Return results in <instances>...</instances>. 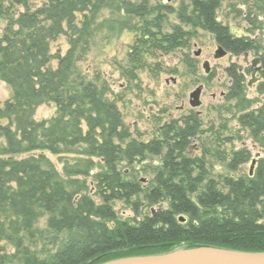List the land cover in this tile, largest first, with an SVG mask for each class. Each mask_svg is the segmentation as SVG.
Masks as SVG:
<instances>
[{"label": "trees", "instance_id": "obj_1", "mask_svg": "<svg viewBox=\"0 0 264 264\" xmlns=\"http://www.w3.org/2000/svg\"><path fill=\"white\" fill-rule=\"evenodd\" d=\"M31 1L10 0L25 9L7 18L0 0V18L6 20L0 36V81L13 93L0 108L5 141L0 150V264H100L196 247L264 252V158L252 176L214 179L202 157L189 156L200 128L195 114L164 126L160 138L131 139L117 106L76 66L86 53L93 21L105 9L123 11L140 24L146 21L140 48L137 43L134 47L140 56L147 47L175 52L202 30L234 56L258 51L264 59L259 40L236 36L218 20L219 9L230 0H190L178 10L144 3L131 7L121 0H46L31 10ZM238 1L246 5L250 0ZM252 2L255 14L264 13V0ZM236 12L252 26L248 34L259 28V15L250 18V8ZM174 14L179 24L163 33L164 21ZM68 32L67 52L52 55L51 42ZM225 71L230 79L227 101H235L238 124L264 149V101L250 109L253 101L246 98L239 66ZM48 103L56 105V115L37 122L36 109ZM79 146L104 161V169L94 175L95 198L87 187L61 178L43 154L70 153ZM148 156L160 159L148 185L124 178L118 169L122 161ZM229 156L224 166L231 173L249 158L244 150ZM135 200L157 209L134 222L120 220L114 203L128 202L139 212ZM42 217L44 229L38 227Z\"/></svg>", "mask_w": 264, "mask_h": 264}, {"label": "rangeland", "instance_id": "obj_2", "mask_svg": "<svg viewBox=\"0 0 264 264\" xmlns=\"http://www.w3.org/2000/svg\"><path fill=\"white\" fill-rule=\"evenodd\" d=\"M121 1L130 3L131 7L144 3L149 6H170L174 10L190 2V0ZM252 1L254 0H250L246 5H241L238 0L224 2L217 13V18L229 26L234 35H247L259 40L258 45L264 48V13L258 11L255 14L252 10ZM45 2L46 0H32L28 5L34 10ZM2 4L4 9L6 6L7 18L16 17L25 9L10 0H3ZM260 6L264 8V5ZM249 8L250 18L259 15L260 20V24H257L259 28L253 29L250 34L247 33V29L252 26L247 25L236 12L239 10L246 13ZM140 21L139 18L130 17L123 11L102 10L91 26L86 53L76 63L78 73L93 81L99 90L104 92V97L117 106L131 139L147 142L160 138L164 126L173 121L181 123L185 118L195 114L200 128L197 137L191 142L189 156L202 157L209 175L214 179L225 174L249 175L251 161L257 159L255 164L257 165L259 159L264 158V149L251 138L247 128L238 124V114L233 109L235 101H227L230 79L225 70L232 64H237L244 70L242 74L246 85V98L253 101L250 109L260 106L264 101V80L254 82L252 71L247 70L260 52H247L246 57L245 53L239 56L229 53L221 59H214L216 41L211 34L197 30L192 40L182 49L163 53L147 47L140 56L136 52L140 48L138 39L142 38L141 26L146 25V21L141 24ZM80 22L81 15H78L76 24L81 26ZM5 23V18H0V36ZM176 24H179L176 14L167 16L162 32L171 31V27ZM69 36L70 32L51 42L52 55H64L67 52L70 47ZM136 43L138 46L134 49ZM198 51H201V55L196 57ZM205 60L213 67V72L209 76L202 68ZM51 64L55 68L57 61L54 60ZM250 82L253 84L248 86ZM201 84H203L201 105L194 108L189 103V96ZM12 97L11 88L0 81V108ZM56 113L55 104H43L36 109L34 118L40 122L54 117ZM4 147L5 141L0 137V150ZM240 150L248 152V161L241 164L238 171L228 172L225 170L224 157L230 158L232 152ZM258 153L260 155L256 157ZM43 154L53 164L61 178L70 180V184L74 182L80 184V187H87L89 195L95 198L94 175L104 169L102 158L86 155L82 146L74 148L70 153L52 154L45 151ZM159 163L158 157L148 156L137 159L134 163L122 161L118 169L124 178H131L145 186L152 180V169ZM137 203L139 212H136L134 206L128 202H115L114 208L118 218L134 222L141 218L142 214L157 209L147 207L143 200H138ZM166 205L165 203L164 206ZM45 220L46 217L39 220L40 229L45 228ZM8 249L12 250L10 247Z\"/></svg>", "mask_w": 264, "mask_h": 264}, {"label": "water", "instance_id": "obj_3", "mask_svg": "<svg viewBox=\"0 0 264 264\" xmlns=\"http://www.w3.org/2000/svg\"><path fill=\"white\" fill-rule=\"evenodd\" d=\"M229 54L223 47L217 45V49L213 54L214 59H221ZM201 51H198L195 56H200ZM257 59L254 60V63ZM202 68L207 76L212 74L213 67L210 62L205 60ZM262 73L264 78V71L257 68ZM203 85L198 86L190 93L189 103L196 108L201 105V94ZM259 153L256 157H259ZM257 159H253L250 164L249 175L253 174ZM180 222H185V218L180 216ZM100 264H264V252H249L232 249L216 248V247H196V248H181L170 252L124 257L110 260Z\"/></svg>", "mask_w": 264, "mask_h": 264}, {"label": "flooded vegetation", "instance_id": "obj_4", "mask_svg": "<svg viewBox=\"0 0 264 264\" xmlns=\"http://www.w3.org/2000/svg\"><path fill=\"white\" fill-rule=\"evenodd\" d=\"M247 56V53H245V57ZM196 57H198V56H196ZM256 59H257V62H255L254 63V60L250 63V66H249V68L247 69V70H250V71H252L251 72V75H252V78H253V80H254V82H256V81H263L264 80V78H263V76H262V73L260 72V71H258L257 70V68H261L263 71H264V66H263V57H262V55L260 54V55H257V57H256ZM246 60V59H245ZM246 63H247V60H246ZM239 71L242 73H244V70L240 67L239 68ZM253 83H248V86H251ZM201 85H203V84H201ZM203 91V90H202Z\"/></svg>", "mask_w": 264, "mask_h": 264}, {"label": "bare ground", "instance_id": "obj_5", "mask_svg": "<svg viewBox=\"0 0 264 264\" xmlns=\"http://www.w3.org/2000/svg\"><path fill=\"white\" fill-rule=\"evenodd\" d=\"M253 172H254V170H253ZM252 175H253V174H252ZM252 175H251V176H252Z\"/></svg>", "mask_w": 264, "mask_h": 264}]
</instances>
